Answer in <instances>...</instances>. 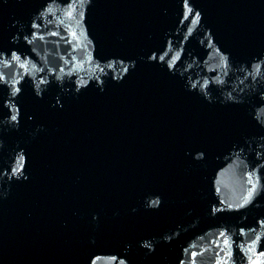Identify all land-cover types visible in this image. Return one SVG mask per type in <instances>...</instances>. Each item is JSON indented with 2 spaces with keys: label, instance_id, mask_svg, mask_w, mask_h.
Masks as SVG:
<instances>
[{
  "label": "water",
  "instance_id": "water-1",
  "mask_svg": "<svg viewBox=\"0 0 264 264\" xmlns=\"http://www.w3.org/2000/svg\"><path fill=\"white\" fill-rule=\"evenodd\" d=\"M0 264H264V0H0Z\"/></svg>",
  "mask_w": 264,
  "mask_h": 264
}]
</instances>
